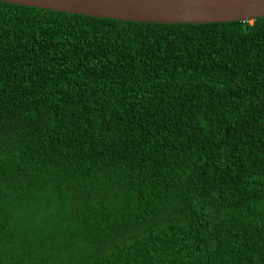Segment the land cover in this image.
I'll return each instance as SVG.
<instances>
[{
    "label": "trees",
    "instance_id": "obj_1",
    "mask_svg": "<svg viewBox=\"0 0 264 264\" xmlns=\"http://www.w3.org/2000/svg\"><path fill=\"white\" fill-rule=\"evenodd\" d=\"M0 264H264V16L0 1Z\"/></svg>",
    "mask_w": 264,
    "mask_h": 264
},
{
    "label": "water",
    "instance_id": "obj_2",
    "mask_svg": "<svg viewBox=\"0 0 264 264\" xmlns=\"http://www.w3.org/2000/svg\"><path fill=\"white\" fill-rule=\"evenodd\" d=\"M46 9L164 23L250 21L264 16V0H0Z\"/></svg>",
    "mask_w": 264,
    "mask_h": 264
}]
</instances>
